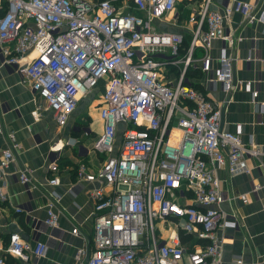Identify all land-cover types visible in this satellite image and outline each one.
<instances>
[{
  "label": "built area",
  "instance_id": "built-area-1",
  "mask_svg": "<svg viewBox=\"0 0 264 264\" xmlns=\"http://www.w3.org/2000/svg\"><path fill=\"white\" fill-rule=\"evenodd\" d=\"M212 2L202 0L193 13L190 46L182 55L185 34L160 31L156 23L170 14L177 23L178 0H0V64L17 72L44 100L59 127L68 123L84 96L104 84V129L93 137L103 165L93 173L80 165L77 172L79 180L100 184L89 193L92 249L77 251L79 264H225V239L218 231L242 224L222 204L248 199L223 193L219 172L250 174L249 158L262 151L242 142L240 125L234 132L223 128L221 109L187 73L200 62V70L212 74L211 82L232 92L236 57L223 56L213 68L210 50L215 40L233 44L234 34L225 23L234 13L249 22L256 15L251 4L237 2L221 12ZM260 19L264 22V15ZM167 50L171 56L161 54ZM31 52L36 56L26 59ZM244 87L256 103L258 91L251 82ZM259 110L264 112V103ZM6 112L0 109V142H5L0 205L9 199L8 177L28 192L34 184L29 167L9 171L22 146L3 124ZM58 144L52 151L64 147ZM49 170L48 184L60 186L58 163L52 161ZM261 188L257 184L253 191ZM49 195L44 225L56 228L60 197L53 191ZM163 230L170 231L168 238ZM72 233L77 235L78 228ZM181 233L192 236L194 250L182 243ZM46 251L44 242L13 232L7 244L0 243V264H6V256L41 264Z\"/></svg>",
  "mask_w": 264,
  "mask_h": 264
},
{
  "label": "crops",
  "instance_id": "crops-1",
  "mask_svg": "<svg viewBox=\"0 0 264 264\" xmlns=\"http://www.w3.org/2000/svg\"><path fill=\"white\" fill-rule=\"evenodd\" d=\"M89 1L97 3L99 0ZM237 2L254 6L256 20L249 22L243 15L234 13L230 21L225 23L234 34L233 44L215 40L210 50L213 68L219 66L223 56L236 57L234 89L226 93L220 83L211 82L212 74L203 73L199 68L200 62L197 65L201 72L193 80L198 89L221 109L223 128L234 132L240 125L242 142L248 148L258 147L262 151L258 157L249 158L248 163L252 168L250 174L230 175L226 170L219 172L222 192L234 196L244 194L248 201L244 203L238 198L222 204L221 208L225 212L238 216L242 227L224 228L218 231V236L225 239L222 248L225 264H239V260L242 264H264V112L259 110V104L264 103V22L260 19L264 15V0H213L212 4L223 12L227 6ZM184 4L183 10L179 8L181 18L177 23L173 20L174 14L156 22L160 31L191 36L188 33L191 25L182 26L180 22L185 16L193 14L194 8L197 11V4L201 2L185 0ZM127 11L134 12L131 7ZM160 24H164L163 29ZM201 55L198 52L196 58ZM35 56L36 53L31 52L26 59ZM246 82H251L252 90L258 91L255 99L258 105L253 102L251 91L245 89ZM102 93L99 87L84 96L68 123L59 127L44 100L21 82L17 72L0 64V109L7 110L2 116L3 124L6 130L15 132L22 146L9 171L29 167L34 180L28 192L25 186L14 183L8 177L9 199L0 205V243H8L13 232L21 233L29 241L44 242L47 251L40 260L41 264H79L77 251L92 249L94 207L89 193L100 184L79 180L77 172L80 165H85L89 173L97 172L103 165L104 156L93 150V137L104 129L100 109L94 111L102 107ZM97 95L99 100L95 101ZM94 102L98 105L95 106ZM58 142L64 147L52 151ZM4 148L5 142L1 141L0 151ZM52 161L59 165L61 185L57 187L48 184L51 177L49 164ZM257 184H261L262 188L254 192L253 188ZM51 191L60 197L55 205L59 215L56 228L44 225ZM17 208L21 209L20 213ZM21 221L26 224V228ZM34 228L40 231L36 233ZM75 228H78L77 235L72 233ZM162 235L168 238L170 231L163 230ZM187 236L192 238L191 235Z\"/></svg>",
  "mask_w": 264,
  "mask_h": 264
},
{
  "label": "trees",
  "instance_id": "trees-1",
  "mask_svg": "<svg viewBox=\"0 0 264 264\" xmlns=\"http://www.w3.org/2000/svg\"><path fill=\"white\" fill-rule=\"evenodd\" d=\"M187 37H189V40H186ZM190 42H191V36H185L184 44L181 48L182 55L186 53L187 49L190 46ZM200 72L201 71L198 68L194 70L190 69L187 73V77L193 80L196 76H198V73ZM194 86L198 88L196 84H194ZM21 222H22V225L26 228L27 227L26 224L23 221ZM1 238H2V235L0 234V239ZM3 240L7 241L8 239L4 238ZM181 240L184 245L189 243L192 246L191 250H194L193 246H195L196 243H195V240H193L190 236H187L186 234L181 233ZM6 264H22V263L19 260L12 258L11 256H6Z\"/></svg>",
  "mask_w": 264,
  "mask_h": 264
},
{
  "label": "rangeland",
  "instance_id": "rangeland-1",
  "mask_svg": "<svg viewBox=\"0 0 264 264\" xmlns=\"http://www.w3.org/2000/svg\"><path fill=\"white\" fill-rule=\"evenodd\" d=\"M184 1L185 0H180V3H179V5H178V7H177V14H178V19L180 20V18H181V14H180V9L179 8H181L182 10L184 9L183 7L186 5V4H184ZM192 1H194V0H192ZM199 2H202L201 0H199ZM198 5V7H199V4H197ZM194 10V12H195V8L193 9ZM198 10V9H197ZM132 13H135V12H132ZM192 16H193V14H191L190 16H185L182 20H181V22H180V24L182 25V26H186V25H191V23H190V19L192 18ZM186 20H187V22H186ZM183 23V24H182ZM155 26H156V24H154ZM158 27V26H157ZM160 27L163 29L164 28V24H160ZM157 30H159L158 28H157ZM186 40H189V37H187L186 38ZM161 54H163V55H166V56H171L172 55V53H171V51H169V50H167V51H164V52H161ZM100 89H101V92L104 90V84L101 82L100 83ZM101 94V93H100ZM99 100V95H97L96 96V98H95V101H98ZM95 104V106H97L98 105V103L97 102H94ZM101 107H99V108H97V110H95L94 109V111L96 112V111H99V109H100ZM133 126H130V128H132Z\"/></svg>",
  "mask_w": 264,
  "mask_h": 264
},
{
  "label": "water",
  "instance_id": "water-1",
  "mask_svg": "<svg viewBox=\"0 0 264 264\" xmlns=\"http://www.w3.org/2000/svg\"><path fill=\"white\" fill-rule=\"evenodd\" d=\"M234 82H235V76H234ZM23 238H25L26 240H28V237H24V236H23Z\"/></svg>",
  "mask_w": 264,
  "mask_h": 264
},
{
  "label": "bare ground",
  "instance_id": "bare-ground-1",
  "mask_svg": "<svg viewBox=\"0 0 264 264\" xmlns=\"http://www.w3.org/2000/svg\"><path fill=\"white\" fill-rule=\"evenodd\" d=\"M57 146L61 147V146H62V144H59V145H57ZM57 146H56V147H57ZM59 147H58V148H59Z\"/></svg>",
  "mask_w": 264,
  "mask_h": 264
}]
</instances>
